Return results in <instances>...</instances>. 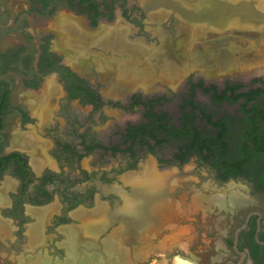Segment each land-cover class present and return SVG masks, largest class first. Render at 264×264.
<instances>
[{
  "label": "flooded vegetation",
  "instance_id": "1",
  "mask_svg": "<svg viewBox=\"0 0 264 264\" xmlns=\"http://www.w3.org/2000/svg\"><path fill=\"white\" fill-rule=\"evenodd\" d=\"M5 1L0 0V39L16 29L6 30L1 24L5 20L2 17ZM33 1L46 16L41 18V23L54 19L59 8L74 16L83 15L88 22L83 28L88 30H96L100 22L106 27L111 25L118 8L131 24L139 23L138 18L128 17L126 1L91 0L82 5L81 0H76L72 10L67 8L71 4L69 0ZM79 4L81 6L77 7ZM94 4L98 8L90 10L89 6ZM140 16L141 19L145 16L142 6ZM20 31L28 39L29 34ZM52 31L55 32L49 28L47 36L40 40L43 44L39 54L25 53L22 48L0 54V194L3 196L0 220L7 221L12 228L9 236V231L3 233L10 237L7 252L12 255L15 249H21L25 255H37L40 251L44 259L51 258L48 264L64 261L66 237L59 229L74 224L81 228L85 239H95L91 242L98 243L100 248L103 240L114 236V229L123 228V224L97 237L81 227L89 215L80 220L72 215L79 209L95 210L99 204H104L105 220L122 223L128 217L130 202L159 203L150 207L151 215L141 213L142 223L149 222L152 229L145 233L147 244L136 247L131 242L127 245L116 237L131 255L149 246L153 239L173 236V227L186 216L184 212L181 215V206L177 203V188L180 181L187 180V172L191 173L187 171V163L191 159L199 162L196 157L185 163L177 161L178 147L187 143V137L168 136L160 127V123L168 128L182 127L184 120L178 108L182 97L177 98L179 102L171 110L170 104L176 98L173 88L162 94L151 87L130 90V86L121 82L118 62L110 63V67L103 70H99L100 62L93 57L85 62H72L67 58L70 55L60 49L48 48L49 37H55ZM249 90L243 88L237 93ZM257 103H249L246 109ZM243 104V100L234 105L224 104L237 107L235 114L221 113L223 106L205 105L215 113V121L224 114L230 116L229 131L234 132L236 126H240L239 134L248 132L244 142L250 149L242 151L245 148L239 137L229 146L234 157L204 165L217 173L220 181L224 177H229L228 181L243 179L253 191L247 197L248 202L229 210V223L222 232L224 253L219 259L213 256V264H264V209L258 207L262 203L260 196H264V120H250L247 126L240 125ZM258 106L264 109V103ZM143 137L149 145L140 144ZM37 158L44 160L42 164L37 163ZM150 160L160 177L152 179L160 185L151 190L139 185L142 180H148L143 178ZM132 173L138 175V179L126 183L123 178ZM29 208L53 209L44 230L46 246L53 245L51 251L43 246L35 247L40 243L23 247L26 234L29 236L31 225L36 223ZM98 247L82 246L81 258L84 251Z\"/></svg>",
  "mask_w": 264,
  "mask_h": 264
},
{
  "label": "rangeland",
  "instance_id": "2",
  "mask_svg": "<svg viewBox=\"0 0 264 264\" xmlns=\"http://www.w3.org/2000/svg\"><path fill=\"white\" fill-rule=\"evenodd\" d=\"M118 1L123 3L126 1L127 4L125 10L129 14L128 17L132 19L138 18L139 20L138 24H131L129 20L124 18L120 8L116 10V13L114 15V21L112 22L111 25H114L115 23L122 21L123 24L126 25L131 31L128 35V41H129L128 44L130 46L127 47L128 49L125 51L123 50L117 51L114 48L112 50V48L109 47L108 44H106V42L97 41V37H99V35H102V32L107 28L101 22L99 23V26L96 28V30H93L92 28H89V30L83 28V30L80 29L81 33H76L71 28L66 26L68 32H66V36H64V39H68L69 46L57 47L58 34L57 31L54 30L53 29L54 27L52 26L56 27L57 25H62L60 24L59 20L60 21L64 20V13H66L68 10L66 11L62 8H59L58 13L55 14L56 17L54 19H49L44 23H41V18H46V16L42 14L43 11L42 12L40 11L39 6L34 5L35 2L33 0H6L4 2L5 9L2 11V17L5 18V20H3V22L1 21V24L3 23L2 25L6 28V30H9L11 28H16V29H14V31L11 30L8 33V36L2 37L0 39V54H5L8 52L10 53V51L17 50L18 48L24 49L25 53L31 52V54L33 53V55L39 54L40 46L43 44V42L41 43L40 40L43 39L45 36H47L46 33L49 32V28H50L55 31V32L52 31L53 33H55V37L52 36L49 37L50 43L48 45V48L50 50H56L55 48L60 49L61 51L65 52L67 55H70L73 58L72 59L70 56H68L67 58H71L69 60L71 61L74 60V62L76 63L79 62V60L75 56L77 53H81V57L83 58V59L81 58L82 60H84L85 58L87 59L89 58V56H93V55H94L93 57L96 58L97 61L101 60L102 62L101 61L100 62L102 64L101 65L102 67L101 68L99 67L100 70L104 69V65H106L107 68H109L110 63L118 62L119 76L121 75L120 71L122 72L125 71L126 74L129 73L131 74L130 78L131 79L134 78L132 80L145 81L147 80V78L153 76L155 77L157 76L163 79L167 78L166 80H169L168 78H172V76L178 78L182 77L179 85L176 87L169 86L159 80L153 83L152 86H149L151 87V90H159L158 92H160V94H162V92H165L166 89L173 88L172 90H174L173 93L176 94L175 96L176 98L170 104L171 110L174 109V107L178 104L179 100L177 98H181L182 95L186 93L189 81H193V82L203 81L207 85L215 84L218 85L220 88H222L224 84L227 82L238 83L245 86V90L256 88L259 86V84L255 83V81L259 78L264 77V64H259L256 66L249 67V65H241V63H239L240 65L239 64L237 65L238 68L233 69V71L231 72L225 71L223 73H220L218 68L214 75L213 74L208 75L210 69L206 67H208V65L211 64L212 61L206 60L202 64L200 63V64H196V66L195 65H191V67L189 66V70L184 73L182 72V74L180 71L178 73L177 72L174 73L172 71V73L174 74L173 75L170 71L160 70L158 68L159 65L157 61L154 59L153 60L150 59L146 61V59L140 57L137 58L132 49L134 44H138V45L142 44L145 47L147 46L146 48L149 49L156 48L155 50L161 53L160 58L162 57L165 58L164 50L166 47L168 48V44L174 42L178 37H182L183 35H185L184 30L180 31L177 26V24H184V22L180 18H177V16H174L171 10H164V9L159 10L157 12H151L148 14V16H144L141 19L140 6H142V4L140 0H118ZM258 1L254 0L256 6L259 9L264 10L263 6H261L262 1L261 0ZM161 11L162 12L164 11V13H162ZM70 14L73 15L74 13L71 12ZM79 15L80 14L76 15L77 17H79L78 18L80 19L79 21L82 22L85 27H87L88 26L87 20L83 15L81 16ZM18 29L28 33L29 34L28 39L30 40H28L27 37H25ZM108 29L110 30L111 28L108 27L107 30ZM67 33H70L71 35ZM74 33L76 35H74ZM263 36L264 34L261 37L259 36L258 33L247 35V33L230 32V31H227L226 33L221 35L211 31L199 43L215 44L216 45L215 48H218L222 46L224 47V45L229 41L232 43L231 46L235 48V53L231 52L232 55L238 58V56L241 54V51L243 50V44L245 46V44H248L250 42L249 45H257L260 47L264 46ZM163 40H165L166 42ZM196 46L197 45H195L194 47ZM194 47L189 48V50L186 49L185 51L186 57L181 61L190 63L192 58L190 57L191 53L195 51ZM153 63L156 64L154 65ZM153 65L156 67V69ZM203 66L205 67V69H203V72H201L200 70L201 68H204ZM198 100L201 102L202 105H207L211 108L214 107L212 106L209 97H205L199 94ZM222 108L223 109L220 110L221 113L228 112L230 114H235L238 112V109L235 106L225 105ZM239 129L240 126H236L234 131L235 139L237 140L238 137H240ZM187 171L189 172L191 171V173L187 175V180L180 181V186L177 188L179 195L177 197V199L179 200L177 201V203H179L181 206V215L184 212L186 216L185 218L183 216L184 220L179 221V223L173 227V230L175 231V233H172L173 236L165 237L164 235L161 236V238L159 239H153L152 242L151 241L149 242L150 248L146 247L145 250L139 252H136L137 251L136 250L132 255L130 253V250L128 249L127 251L129 252L128 255L129 258H127V260L126 259L124 260V256L121 255V253H119L120 251L118 249H113L109 251L105 247V242L99 248L98 243H94L91 241L85 242L86 241L85 238L83 239V241L82 239L80 240L77 239L76 240L77 255L74 257L72 264H83V262L88 258L95 259L96 264H117L122 260L128 261V264H179V263L181 264L182 262H184V264H213V260H212L213 256L216 259L221 258L222 253H224L222 249L223 248L222 232L224 231V227H226L227 224L229 223V218H228V215L230 214L229 210H232V208H236V206L241 205V202L239 203L232 201L233 193L237 194L239 197L245 198L244 202H242L245 203L249 201L247 197L250 196V194H252L253 191H251L250 186L243 179H237L236 181L229 180L226 182L220 181L218 177L219 175L217 173H215L213 170L207 168L204 164L199 163L197 162V160L194 159H191V161L187 163ZM207 186L209 187L207 188ZM218 195L223 197L226 201L217 202ZM260 198H261L260 202L262 203L258 204L259 205L258 207L260 210H263L264 196L262 197L260 196ZM0 199H3V197H0ZM0 203L2 204L3 202ZM49 209L45 208L44 210L48 211ZM77 211L81 213L80 209ZM74 218L79 219L78 217H74ZM2 223L4 224V231L0 232L1 233L0 260L3 261V264H36L35 262L40 260L44 261L45 264L51 263L50 261L51 258L44 259V257L39 253L40 251L37 252V255L36 253H31V254L28 253L25 255L23 252H21V249H15L14 250L15 253L13 252L12 255H10L9 252H7V249L9 248L8 243L10 242L9 241L10 237L8 236L10 235L12 228L8 222L4 223L2 221ZM36 223L38 224L39 222ZM73 224L74 223H72L71 225ZM43 226L46 228V225ZM75 226L76 225L74 224V226H69V227H74L76 229L79 227V226L78 227ZM44 227H43L42 236L45 239ZM59 230L63 232L64 228H60ZM3 233L4 234L8 233V236L3 235ZM177 233H181V235L180 236L174 235ZM44 239H40L39 241H37L36 243H40V244L39 245L36 244L35 246L31 242V239H29L27 233L23 242L24 245L23 247L31 243V245L35 247L43 246V248L46 247V250L48 249L49 251H51V248L53 247L52 243H49L48 246H46L47 244H45ZM65 239L66 241L64 243V246L65 249L67 250V246H66L67 238ZM82 242L84 245L81 244ZM91 243L93 246L90 245ZM158 244L163 246L159 250L156 248ZM82 246H85L87 249L96 248V247H98V249H93L86 252L84 251L82 253L83 257L81 258V252L79 249ZM179 247H181V249H179ZM61 248H63L62 245ZM67 253L68 251L62 253V256L64 258L66 257L64 261L57 260L58 262H56L55 264H62L63 262L67 261L68 260L67 257L69 256V254L67 255ZM106 254L109 256H107ZM34 255H36V257ZM102 256H104L105 258Z\"/></svg>",
  "mask_w": 264,
  "mask_h": 264
},
{
  "label": "bare ground",
  "instance_id": "3",
  "mask_svg": "<svg viewBox=\"0 0 264 264\" xmlns=\"http://www.w3.org/2000/svg\"><path fill=\"white\" fill-rule=\"evenodd\" d=\"M258 1V0H257ZM262 1V5L263 8H264V0H261ZM260 2V1H258ZM259 4V3H258ZM257 4V5H258ZM261 4V3H260ZM260 6V5H259ZM263 10V9H262ZM162 12V11H161ZM160 12V13H161ZM164 13V11L162 12ZM167 13V12H166ZM157 14V13H156ZM162 15V14H161ZM156 16V15H155ZM165 16V15H164ZM62 18V17H61ZM79 17L77 16H74L72 14H68V13H64V22L63 21H60V24L62 25H57L56 27H54V30L57 31V34H58V41H57V47H67L69 46L68 45V39H64V36H66V32H68L67 27L71 28L73 31H75L76 33H81L80 29L83 30V26L84 24L82 22H80L78 19ZM71 21V22H70ZM73 22V23H72ZM74 24V25H73ZM77 25V26H76ZM79 26V27H78ZM110 27L111 29L108 31L107 28ZM106 28V30H104L102 32V35H99V37H97V41L99 42H106V44H108L109 47L116 49L117 51H125L127 50L130 45L128 44L129 41H128V35L129 33L131 32L130 29L123 24L122 21H119L117 23H115L114 25H108ZM102 31V29H101ZM230 32H236V31H233L232 29H229ZM185 32V31H184ZM211 32V31H210ZM214 32V31H212ZM217 33V32H215ZM241 33H247V35L249 34H256V32H252V31H243ZM67 34H70V33H67ZM219 34V33H217ZM71 35V34H70ZM74 35H76L74 33ZM80 35V34H79ZM191 37H187V33L185 32V35H183L182 37H178L174 42H169L170 44H168V48L166 47L165 50H164V56L165 58H160L161 57V53H159V51L155 50L156 48L154 49H149V48H146L145 46H143L142 44L141 45H138V44H134L133 45V52L135 53V56L137 58H143V59H146L147 60H156L157 63H158V68L162 71H170L172 73V71L174 73H178L179 71L184 73V72H187L189 70V66L191 67V65H195L196 64H202L204 63L206 60H210L212 61L211 64L208 65V67L206 68H209L210 69V72L208 73V75H211V74H215L216 70L219 68V72L220 73H223V72H228V71H233V69H237V65L239 63H241V65H249V67H252V66H256V65H259V64H264V46H257V45H249L248 44H243V50L241 51V54L237 57H235L234 55H232L231 52H234L235 53V48L233 46H231V42L228 41V43H226L224 45V47H218V48H215L216 45L215 44H211V43H199L201 41H199L198 43L194 44L197 45L195 48V51H193L191 53V61L190 63H186V62H183L181 60H183L185 57H186V54H185V46H187V42L190 41L192 39V35L189 34ZM222 35V34H221ZM83 36V34H82ZM84 38V37H83ZM264 38V36H263ZM82 39V38H81ZM165 39V38H164ZM166 40V39H165ZM163 40V41H165ZM203 40V39H202ZM84 41V40H83ZM166 42V41H165ZM87 43V41H86ZM92 43V42H91ZM164 43V42H163ZM73 44V43H72ZM95 44V43H94ZM140 44V43H139ZM253 44V43H252ZM107 46V45H106ZM153 48V47H152ZM162 48V46H161ZM68 49V48H67ZM75 50V49H74ZM111 50V49H110ZM194 50V49H193ZM72 51V50H71ZM85 51V50H84ZM161 51V50H160ZM83 53V52H82ZM87 53V52H86ZM107 53V52H106ZM89 54V53H88ZM190 55V54H189ZM74 56V55H73ZM88 56V55H87ZM94 56V55H93ZM93 56H89L90 59H92ZM96 56V55H95ZM71 57V56H70ZM76 58H78L79 62L77 63H80V62H85L87 61V59L85 58L84 60H82L83 58L81 57V53H77ZM72 58V57H71ZM71 58H68V59H71ZM82 58V59H81ZM94 58V57H93ZM73 59V58H72ZM101 61V60H100ZM99 61V62H100ZM72 62H74V60H72ZM102 62V61H101ZM101 62H100V68L102 67L101 65ZM153 62V61H152ZM155 62V61H154ZM76 63V62H74ZM208 63V61H207ZM105 64V63H104ZM118 64V63H117ZM143 64V63H142ZM154 64V63H153ZM156 64V63H155ZM154 64V65H155ZM153 65V66H154ZM240 65V64H239ZM123 66V65H122ZM142 66V65H141ZM155 67V66H154ZM204 67V66H203ZM242 67V66H241ZM141 68V67H139ZM138 68V69H139ZM171 68V69H170ZM205 68V67H204ZM104 69H108L106 65H104ZM156 69V67H155ZM100 70V69H99ZM143 70V69H141ZM152 70V69H151ZM161 71V72H162ZM142 72V71H141ZM146 72V71H144ZM160 72V71H159ZM121 75H120V78H121V82H123L124 84L128 85L129 86H134L136 85L137 83L139 84L140 82L143 83L144 85H148V86H152L153 83H155L156 81H162L163 83L169 85V86H178L179 83H180V80L182 77H174L172 76V78H168L169 80H166V79H163V78H160V77H150V78H147V80H132L134 78H130L131 77V74H126V72H122L120 71ZM157 73V72H156ZM166 73V72H165ZM134 74V73H132ZM164 74V73H162ZM169 74V73H168ZM173 74V73H172ZM171 74V75H172ZM145 75V74H143ZM174 75V74H173ZM179 75V74H178ZM135 76V75H134ZM133 76V77H134ZM150 76V74H149ZM220 76V75H219ZM139 79V78H138ZM137 84V85H138ZM114 91V90H113ZM34 102V101H33ZM34 104V103H33ZM42 111V110H40ZM41 113V112H40ZM39 115V112L38 114ZM25 140V139H24ZM34 140V139H33ZM26 142V141H24ZM29 142V141H28ZM32 142V140H31ZM29 144V143H28ZM38 161L37 163H41L44 161H41V158L39 160V158H37ZM142 173V172H141ZM144 175V174H143ZM142 175V176H143ZM162 175V174H161ZM140 176V177H142ZM155 178H160L159 177V174L158 172L155 170V167H154V163H152V161L148 162L147 164V169H146V172H145V176L143 179H148V180H152V179H155ZM124 179L127 180V182H132V180H135V179H138V175L137 176H127L125 177ZM125 181V180H124ZM143 181V180H142ZM158 181V180H157ZM163 181V179L161 180ZM136 182V181H135ZM164 182V181H163ZM165 185V183H163ZM170 185V184H169ZM209 186H207L208 188ZM158 189V188H157ZM154 190V189H153ZM160 191V190H159ZM158 194V193H156ZM154 195V194H153ZM221 195V194H220ZM220 195H218L217 197V202H225L226 200L221 197ZM223 196V195H222ZM0 197H3L1 196L0 194ZM224 199V200H223ZM244 199L245 198H242V197H239L237 194H234L233 193V196H232V201L233 202H244ZM3 199H0V201H2ZM1 204V203H0ZM155 205L156 204H159V203H154ZM161 204V203H160ZM100 205V204H99ZM154 205V206H155ZM153 206V207H154ZM157 207V206H156ZM155 208V207H154ZM49 209V208H48ZM47 210V209H46ZM44 209H36V208H30L29 210V213H31L30 215H32V217H34L37 221L36 222H39L38 224L36 223L35 225H31L32 227L30 228L29 230V237L31 239V242L33 244H35L37 241H39L40 239H44L43 238V225H46L47 224V218L48 216H50L51 213H53V209L50 208L48 211H46ZM90 211V210H89ZM94 211V210H93ZM92 211V212H93ZM97 211V210H95ZM94 211V213H95ZM103 211V210H102ZM80 212L78 211H74L72 214L74 217H78L80 219L88 216V211H81V213L79 214ZM99 213V212H98ZM101 213V211H100ZM104 213V212H103ZM154 213V212H153ZM102 214V213H101ZM96 215V214H95ZM151 215V213L149 214ZM154 217V216H153ZM151 219V217L149 218ZM148 219V221H149ZM87 220H84V222H86ZM153 221V220H151ZM7 222V221H6ZM149 223V222H147ZM153 223V222H151ZM144 225V223H142ZM81 226V225H80ZM75 227H78V226H75ZM82 227V226H81ZM45 228V227H44ZM80 227H78L77 229L74 228V227H67V228H64L63 230V234L65 235V237L67 238V250L68 253L67 255L69 254V256L67 257V261H65L64 263L62 264H72V261L74 259V257L77 255V251H76V240H80L82 239L83 241V234H81L80 232ZM84 230V228H82ZM1 231H4V224L2 223V221L0 220V232ZM83 232V231H82ZM84 233V232H83ZM1 234V233H0ZM89 241V239H86L85 242ZM119 243V242H118ZM83 244V242L81 243ZM120 244V243H119ZM84 245V244H83ZM91 246L92 243L90 244ZM86 246V245H85ZM89 246V245H87ZM98 246V245H97ZM105 247L111 251L113 249H118L120 252H121V255L124 256V260L127 258H129V253L126 252L125 250H120L121 248H119V245L115 242V241H112V240H107L105 241ZM123 248V247H122ZM144 250V248H143ZM99 255V254H98ZM99 259V258H97ZM120 261L119 263L117 264H128V261ZM36 264H45L44 261L40 260V261H37L35 262ZM83 264H96L95 263V259L93 258H88L86 259ZM180 264V263H179ZM181 264H184V262H182Z\"/></svg>",
  "mask_w": 264,
  "mask_h": 264
},
{
  "label": "water",
  "instance_id": "4",
  "mask_svg": "<svg viewBox=\"0 0 264 264\" xmlns=\"http://www.w3.org/2000/svg\"><path fill=\"white\" fill-rule=\"evenodd\" d=\"M145 16L151 12L159 10H171L174 16L183 20L184 24H177L180 31H185L187 37L192 39L187 42L185 50L193 48L210 32L214 31L224 34L229 29L236 32L252 31L262 37L264 34V10L259 9L254 0H140ZM201 68V72H203ZM149 86L143 83L130 86L131 89H146ZM189 173H187L188 175ZM139 185L151 190L155 188L157 182L146 180L139 182ZM150 201V200H149ZM152 201V200H151ZM130 202L131 209H128V217L119 223L116 220L108 221L105 218L99 220H90L82 223L84 232L101 237L112 227L115 237L120 238L125 244L131 242L136 247L147 244L144 238L145 233L151 232V224L144 222L142 224L141 213L150 214L154 202ZM130 210V211H129Z\"/></svg>",
  "mask_w": 264,
  "mask_h": 264
},
{
  "label": "trees",
  "instance_id": "5",
  "mask_svg": "<svg viewBox=\"0 0 264 264\" xmlns=\"http://www.w3.org/2000/svg\"><path fill=\"white\" fill-rule=\"evenodd\" d=\"M69 1L71 2L69 7H67L69 10L71 7H76V5L73 4L76 0ZM89 1L91 0H81L80 3L83 5ZM80 6L79 4L77 7ZM89 7H91L89 8L90 10L98 8L95 4ZM112 17L113 15L111 18ZM255 83L259 84L257 88L251 89L246 93H237L238 90L245 88V86L238 83L227 82L224 84L223 88H220L215 84L207 85L203 81H189L187 94L182 95V103L178 107L184 120L182 127L180 129L177 127L168 128V125L160 123V127H162L166 135L174 136L175 138L187 137V143L181 144L178 147V153L175 155V159L181 163H185L186 161L188 162L190 158L196 157L199 159V163L206 164L221 160L228 161L234 157L235 154L232 150H229V146L232 143H236L238 140L235 139L234 132L229 131L230 128L227 120L230 119V116L224 114L215 121V113L212 111L210 112L208 107L202 105L198 97L199 94L209 97L214 107L224 106L225 103L234 105L243 100L244 104L241 108L243 118L240 121V125L245 124L247 126L250 120H264V109L258 106L259 103H264V77L257 79ZM255 102H258L257 105H254L249 110L246 109L249 103ZM205 121L206 123H204ZM247 133L248 132H244L240 134V138L243 141L242 145L245 148L242 151H248V149H250L244 142ZM140 144L149 145V142H145L143 137ZM150 151H153L152 147H150ZM228 179L229 177H224L221 181L225 182L228 181Z\"/></svg>",
  "mask_w": 264,
  "mask_h": 264
},
{
  "label": "crops",
  "instance_id": "6",
  "mask_svg": "<svg viewBox=\"0 0 264 264\" xmlns=\"http://www.w3.org/2000/svg\"><path fill=\"white\" fill-rule=\"evenodd\" d=\"M137 176V175H135L134 173H132V174H130V175H127V176ZM127 176H125V177H127ZM124 177V178H125ZM123 178V180H125V182L126 183H130V182H127V180L126 179H124ZM95 210H97V211H95ZM94 211H95V213H94V211L93 210H91V211H88L89 212V216H88V219H87V221H89V220H99V219H101V218H103V212H104V204H100L96 209H95ZM103 210V211H102ZM93 211V212H92ZM100 211H101V213H100ZM99 212V213H98ZM96 214V215H95ZM150 238V237H149ZM91 241L93 240H95V239H90ZM107 240H112V241H115L118 245H119V248H121L120 250H125L126 252H128L127 250H128V248H126V247H123L122 248V246L119 244L121 241H119L115 236H108V238H106L105 240H103V243L105 242V241H107ZM119 242V243H118ZM150 248V246H145L144 247V250H145V248ZM163 246H161L160 244H158L157 245V249L159 250L160 248H162ZM167 247V246H166ZM142 250H143V248H142ZM153 250V249H152ZM156 250V249H155ZM119 253H121V252H119ZM129 253V252H128Z\"/></svg>",
  "mask_w": 264,
  "mask_h": 264
}]
</instances>
